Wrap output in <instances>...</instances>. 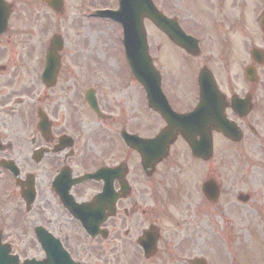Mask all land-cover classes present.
I'll return each instance as SVG.
<instances>
[{"label": "flooded vegetation", "instance_id": "af4514ba", "mask_svg": "<svg viewBox=\"0 0 264 264\" xmlns=\"http://www.w3.org/2000/svg\"><path fill=\"white\" fill-rule=\"evenodd\" d=\"M68 8L66 0L58 8L50 0H0V264L44 261L39 237L76 264H235L234 200L222 195L220 141L237 151L257 133L250 116L259 65L249 81V49L236 74L230 46L224 63L214 60L203 25L194 54L152 25L148 53L157 73L147 96L121 51L112 70L77 40L91 27L90 0ZM49 49L57 62L47 76ZM201 71L216 94L199 90ZM236 100L249 103L246 114ZM216 102L241 136L227 138L207 115L211 154L194 156L188 141L199 136H184L177 115ZM207 180L217 187L213 200L203 191Z\"/></svg>", "mask_w": 264, "mask_h": 264}, {"label": "rangeland", "instance_id": "374dc122", "mask_svg": "<svg viewBox=\"0 0 264 264\" xmlns=\"http://www.w3.org/2000/svg\"><path fill=\"white\" fill-rule=\"evenodd\" d=\"M154 1L163 12L177 17L195 35L200 34L198 25H203L206 36L215 45L214 53L217 56L214 60L220 64L226 61L222 56L224 47L230 46L236 74L244 64L246 50L254 46L264 49V33L259 26L264 0H213L211 3L208 0ZM75 2L76 0H66V8L73 7ZM90 3L92 9L116 7L117 0H90ZM111 22L91 19V27L88 25L84 28L85 37H77V40H85V50L93 49L94 52L102 53L103 61L108 62V67L114 70L120 66L121 45L119 26ZM230 23L234 26L228 28ZM144 24L149 39L156 29L147 20ZM31 39L36 45L38 37L33 35ZM105 44L106 47H103ZM100 55L95 53L93 58H99ZM90 57L92 59V54ZM74 59L80 61L79 53ZM258 75L256 108L250 116V120L255 121L254 128L257 133L237 146V151L233 148L225 150L220 141L219 180L225 185L222 195L234 200L231 205L235 220V224H232V231L235 228V264H264V61L258 67ZM236 83L237 88L241 87L238 79ZM239 194H248L250 197L247 202H242L237 200ZM229 244L230 249H234L231 241ZM229 257L231 258V254Z\"/></svg>", "mask_w": 264, "mask_h": 264}, {"label": "water", "instance_id": "95a60500", "mask_svg": "<svg viewBox=\"0 0 264 264\" xmlns=\"http://www.w3.org/2000/svg\"><path fill=\"white\" fill-rule=\"evenodd\" d=\"M53 6L58 4L60 0H51L50 1ZM97 14L102 16H108L110 18H113L120 22L123 26V43L125 47V52L127 59L129 61V64L131 66V69L135 72L137 77L143 84H145V88L147 89V92H149L148 87V81L150 79V73H152L153 69L150 64V59L147 53V42H146V33L143 25V18H149L152 20V22L160 28L162 31H164L173 41L183 46L185 49L192 51L194 48L197 47L196 44H191L189 41H196L195 38H193L190 35H186L181 28L179 27L178 23L175 19L166 17L163 13L158 11V9L153 4L152 0H119V9L118 10H102L98 11ZM262 26L264 29V19L262 21ZM1 30V29H0ZM53 46H55L53 44ZM53 56L55 57L54 53L51 51ZM50 52L48 53L49 56L47 57V63H46V69L45 74L48 76L50 73V70L54 64L55 61L52 59V54ZM252 58L256 62H262L263 60V54L261 53V50L259 49H252ZM57 58V55H56ZM54 61V62H53ZM246 75L247 78L250 80H254V69L253 67H249L246 69ZM213 86H215L214 82L212 83ZM202 87L209 88L211 87L210 84H208L206 81H203ZM216 88V87H215ZM241 102V101H240ZM244 103H238L235 106H239ZM245 104L249 106L248 102L246 101ZM201 109V108H200ZM199 109V110H200ZM215 108L210 111L214 112ZM206 110H204V113ZM209 112V114H210ZM198 112H195L193 116H196ZM217 113V112H216ZM215 113V114H216ZM191 114L184 115L181 119L184 121L186 118H188ZM204 116H197L195 120H203ZM206 118V117H205ZM219 122H216V121ZM216 123L215 125L226 132L227 134L233 133V128L229 127L226 120L222 117L218 116L216 117ZM188 128L192 127L196 131H201L203 129H207V126L205 123H199L198 125L194 123H187ZM187 128V127H186ZM227 129V130H226ZM239 134L237 130H235V135L233 137L238 138ZM201 136H203L202 132L199 133ZM208 138L209 134L206 132ZM209 142V140H208ZM208 196L212 198V192H210V186H208ZM49 253L50 258H53L51 253V248L46 247ZM54 261L50 262L49 264H71L67 257L64 255H60L59 259H53ZM47 264V263H46Z\"/></svg>", "mask_w": 264, "mask_h": 264}]
</instances>
